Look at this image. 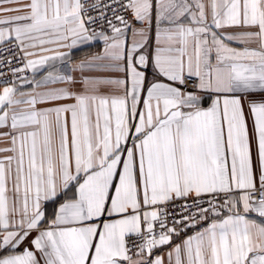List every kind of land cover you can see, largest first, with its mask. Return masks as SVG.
I'll use <instances>...</instances> for the list:
<instances>
[{"label":"snow or ice","instance_id":"1","mask_svg":"<svg viewBox=\"0 0 264 264\" xmlns=\"http://www.w3.org/2000/svg\"><path fill=\"white\" fill-rule=\"evenodd\" d=\"M0 264H264V0H0Z\"/></svg>","mask_w":264,"mask_h":264},{"label":"crops","instance_id":"2","mask_svg":"<svg viewBox=\"0 0 264 264\" xmlns=\"http://www.w3.org/2000/svg\"><path fill=\"white\" fill-rule=\"evenodd\" d=\"M129 39H131L130 36H129ZM94 43H95V46L94 47H92V48H85L82 51L76 52V54L74 56V59L76 61H79V59H81L84 56L91 55V54H93V53H95L97 51H102V49H103V42L102 41H99V42H94ZM176 242H179V241H176ZM166 251H167V246H165V248L163 250H161L159 254L164 255V253Z\"/></svg>","mask_w":264,"mask_h":264},{"label":"built area","instance_id":"3","mask_svg":"<svg viewBox=\"0 0 264 264\" xmlns=\"http://www.w3.org/2000/svg\"><path fill=\"white\" fill-rule=\"evenodd\" d=\"M5 55L7 56L8 54H7V53H5Z\"/></svg>","mask_w":264,"mask_h":264}]
</instances>
